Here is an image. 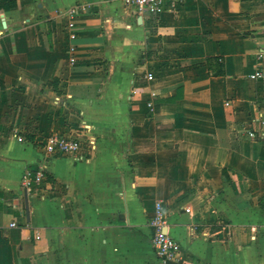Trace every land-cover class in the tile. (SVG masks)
I'll return each mask as SVG.
<instances>
[{
  "label": "crops",
  "instance_id": "0c3cea01",
  "mask_svg": "<svg viewBox=\"0 0 264 264\" xmlns=\"http://www.w3.org/2000/svg\"><path fill=\"white\" fill-rule=\"evenodd\" d=\"M257 70L264 0H0V264H163L158 201L168 264H264ZM53 132L80 151L47 155Z\"/></svg>",
  "mask_w": 264,
  "mask_h": 264
},
{
  "label": "built area",
  "instance_id": "2783aa9c",
  "mask_svg": "<svg viewBox=\"0 0 264 264\" xmlns=\"http://www.w3.org/2000/svg\"><path fill=\"white\" fill-rule=\"evenodd\" d=\"M185 1L187 0H122V2L126 6L133 8L138 14H148L152 16L160 14L165 10L168 4L174 7ZM86 10L87 6L83 4L75 5L68 10V14L70 16L68 27L70 29L71 38L76 37L74 28L76 26V21L79 13ZM75 50L76 47L72 46L71 51L74 53ZM72 59H74V57H72ZM252 77L256 79H262L264 81V71L257 70L252 75ZM148 78L152 79L153 75L149 73ZM251 135H254V133L251 132ZM90 145L93 149L96 148L94 140L90 141ZM80 148L81 144L78 139L63 136L56 132L48 135L46 143L44 145V150L47 155H51L54 153L77 154L80 151ZM45 169L46 168L44 165H40L37 170L28 171L24 175V186L27 190H31L33 188V182L39 184L42 182V180L45 179ZM187 210L190 211V208H187ZM151 224L155 228V233L152 238V245L161 262L163 264H168L170 262L181 259L183 252L182 245L168 232V213L162 201H158L156 204L155 215L151 220ZM11 225L16 226L17 223L12 222ZM36 236L37 238H40V234H37Z\"/></svg>",
  "mask_w": 264,
  "mask_h": 264
}]
</instances>
